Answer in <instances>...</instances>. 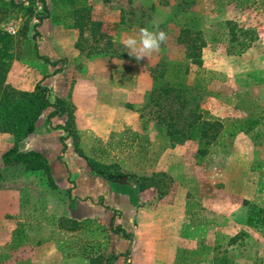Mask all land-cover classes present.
I'll return each mask as SVG.
<instances>
[{"label":"rangeland","instance_id":"1","mask_svg":"<svg viewBox=\"0 0 264 264\" xmlns=\"http://www.w3.org/2000/svg\"><path fill=\"white\" fill-rule=\"evenodd\" d=\"M15 1L23 2V7L31 5L27 0ZM46 1L56 17L59 11L51 0ZM90 2L91 15L83 20L81 32L70 25L75 20L66 25L45 19L43 31L56 36V51L38 50L52 61L59 60L56 67L65 75L60 95L51 92V100L62 96L81 108L80 147L99 162L116 163L128 175L164 173L162 195L156 186L145 189L152 193L159 228L170 221L169 206L162 208L159 200L173 204L177 196H184V234L189 242L200 240L195 250L198 264H233L240 258L262 264L264 138L255 139L253 134L257 130L264 134V127L258 125L251 133L233 138L225 135L222 143L209 145L208 152L199 155L195 139L172 144L145 103L154 85L153 72L162 70L171 84L192 87L203 116L230 123L250 113L260 114L264 109V0ZM32 5L34 11L41 10L38 1ZM187 14L201 31L205 46L202 64L190 65L183 77L184 46L177 37ZM30 17L23 8L0 11V25L5 29L17 32L24 21H30L29 38L17 46L19 66L10 76L24 85L34 83V71L52 76L56 68L36 56L40 37L32 39L37 20ZM242 38L247 41L244 46L236 41ZM174 64L180 69L170 72ZM163 101L171 110L178 107L174 93ZM118 108L133 112L135 127L124 124L106 139L96 137L90 129ZM43 123L46 127L47 122ZM74 176L86 184L78 173ZM72 201L71 192L52 187L42 170L0 164V264H72L75 256L109 255L106 232L110 225L105 228L96 218H89L91 229L67 231L57 225L56 218L65 216ZM249 204L252 225L247 224ZM259 209L263 214H258ZM163 228L159 232H165ZM95 229L103 239L94 237ZM18 238L20 244L14 246L12 239Z\"/></svg>","mask_w":264,"mask_h":264},{"label":"trees","instance_id":"2","mask_svg":"<svg viewBox=\"0 0 264 264\" xmlns=\"http://www.w3.org/2000/svg\"><path fill=\"white\" fill-rule=\"evenodd\" d=\"M27 1L31 5L23 7V2L0 0V11L8 12V10L23 8L28 15L36 18L37 21L32 25V39L41 36L37 28L48 18L55 22L61 21L66 25L71 23L70 20H75V23L70 25L78 27L79 32H81L84 28L83 20L89 19L93 7L90 0H51L53 8L59 11L58 15L53 17L46 0ZM34 1L40 3L41 10L36 11L35 9L34 11L32 7ZM192 21V17L187 14L186 21L180 28L177 37L178 42L184 46L185 63L180 65L183 77L188 73L190 65L200 66L203 62L202 49L205 46V41L201 31L195 27ZM29 23V20L24 21L15 34L10 33L0 25V132L10 133L13 136V145L1 154L0 164L2 166L20 164L26 170H42L51 186L57 188L51 175L47 158L38 150L24 149V141L35 132L38 118L45 109L52 107V110L46 116L47 123H50V119L54 116H66L64 125L60 126L66 132L65 136H60L62 151L66 149L65 139L71 137L75 151L86 159L95 175H99L111 182L133 185L132 187L135 186L137 190H145L156 186L159 189V195H162L165 189L161 187L163 183L160 184V182L163 181H160V177H164V173L151 176L130 174V176L122 171L116 163L99 162L84 153L78 141L74 115L75 107L67 98L56 96L54 101H52L50 88L42 84V81H38L30 91L18 89L7 82V74L12 62L18 58V43L22 39L26 40L29 38ZM236 41L240 46L247 44L244 38L236 39ZM35 52L36 56L43 59L47 64L54 67L57 66L59 60L52 61L49 57L39 54L37 47H35ZM180 66L174 64L170 72L180 69ZM60 71L61 69L56 67L52 74ZM47 76H49L48 73L44 74L43 78ZM152 77L154 85L148 93L145 106L150 108L157 125L163 127L164 134L172 144L181 143L187 139H195L199 144L197 153L205 155L208 152L209 145L222 143V138L225 135L233 138L238 133H251L258 125L264 127L263 108L259 111L261 115L250 113L244 120L224 123L219 119L203 116L202 112L198 111L197 95L192 92V87L183 83L180 85L171 84L169 81L164 80V71L162 70L154 71ZM172 93L178 100V107L175 110L167 108L163 101ZM186 109L187 112L185 113ZM143 116L141 112L140 117L143 118ZM259 135L264 138V134L258 130L253 134V137L256 139ZM157 176H159L158 179L156 178ZM131 178L134 181H131ZM67 193L70 195V191H67ZM99 203L103 205L102 199H99ZM105 207L109 209V206ZM249 209L247 224L252 225L254 222L251 217L252 205L250 204ZM112 211L113 214L109 224L110 230L113 233L121 234L131 243V233L126 232L120 224L114 225L118 210L112 209ZM258 214H263V210L259 209ZM56 222L59 227L67 231H74L82 226H86L89 229L93 227V221L89 218L77 220L67 216H60L56 218ZM261 222L264 223V217L261 218ZM12 240L13 245L18 246L21 239ZM129 253L130 247L125 253H110L106 257L95 255L88 258H90V264H113L120 256H127Z\"/></svg>","mask_w":264,"mask_h":264},{"label":"crops","instance_id":"3","mask_svg":"<svg viewBox=\"0 0 264 264\" xmlns=\"http://www.w3.org/2000/svg\"><path fill=\"white\" fill-rule=\"evenodd\" d=\"M44 26L47 25L43 23L38 29L41 36H39L40 38L37 42V50L50 54L52 51H56V36L45 33L43 31ZM18 66V59L13 60L7 74L8 83L18 89L30 91L38 81H42V84L47 85L51 92L60 95L65 82V75L62 71L45 78H43L41 73L34 71L33 74L36 79L34 83L24 85L18 80L12 81L10 79L12 72ZM51 110L52 107H49L42 112L36 122L35 132L24 141V149H35L41 152L48 160L50 172L58 190L71 192L73 206L68 208L65 216L77 220L96 218L101 222V225L109 228L113 214L112 209L118 210L120 216H115L114 221L117 222L115 225L120 224L126 232L131 233L132 241L130 243L121 234L113 233L108 229L106 238L109 241L107 242L109 246L107 248L111 253H125L130 247L129 255L120 256L113 264H198L195 259L197 257L195 250L200 240L189 242L184 234V196L181 198L177 196V201L173 202V204H165L164 201L159 200L157 205H161V207L169 206L167 217L170 219L168 223L160 225L161 227L164 226L163 230L165 232H159L161 227L159 228L157 222L156 206L151 202L152 193L150 190H137L95 175L86 159L75 151L72 138L70 137L65 139L66 149L62 151L60 136H65L66 134L60 126L64 125L66 116L52 117L50 123H47L45 127L43 122L46 121V116ZM89 110L85 112H89ZM82 114L80 106L76 104L74 115L79 135L84 130L80 126ZM136 122L137 119L133 112L130 110L122 112L118 108L113 109L108 115L105 114L101 124L90 130L96 137L103 140L108 138L113 132L119 131L124 124L131 125L134 128ZM12 145L13 136L10 133L0 132V156ZM75 172L86 184H83L74 176ZM70 181H73V184ZM94 190L98 191L95 193ZM98 198L102 199L103 205L97 201ZM104 205L109 206V209ZM92 233L94 237L103 239L99 229H95ZM186 250L189 251L188 255H186ZM260 256L262 264H264V255L260 254ZM70 262L72 264H90V258L75 256ZM199 264L202 263L199 262ZM233 264H252V261L240 258Z\"/></svg>","mask_w":264,"mask_h":264},{"label":"built area","instance_id":"4","mask_svg":"<svg viewBox=\"0 0 264 264\" xmlns=\"http://www.w3.org/2000/svg\"><path fill=\"white\" fill-rule=\"evenodd\" d=\"M6 30H8L12 34H15V32H16L13 28H6Z\"/></svg>","mask_w":264,"mask_h":264}]
</instances>
